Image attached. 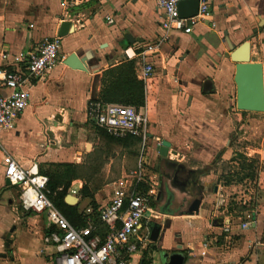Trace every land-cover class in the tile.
<instances>
[{
    "label": "crops",
    "instance_id": "crops-1",
    "mask_svg": "<svg viewBox=\"0 0 264 264\" xmlns=\"http://www.w3.org/2000/svg\"><path fill=\"white\" fill-rule=\"evenodd\" d=\"M210 6L208 21L198 23L188 34L171 33L160 45L150 57L154 74L145 83L139 75L142 58H128L125 50L132 55L137 44L154 42L163 34L152 0H0V51L28 49L59 36L63 21H69L61 36V54L65 59L74 52L84 63V69L57 64L35 81L29 89L27 106L2 131L0 224L9 222L5 212L8 208L2 205L4 198L8 207L11 203L10 195L2 192L12 186L5 184L6 161L14 160L23 167L33 162L85 163L98 141L96 132L85 125L86 103L91 96L99 95L109 69L132 60L134 77L143 83L144 105L140 109L150 136L145 149L148 164V156L155 164L172 156L159 155L155 144L158 138L169 142L168 153L174 155L191 146L197 161L193 168L206 167L196 173L190 187L186 181L179 194L172 196L177 203L170 211L157 205L155 196L152 207L157 215L148 222L159 223V239L151 243L142 263L153 264L152 255L161 250L183 252L184 264H264V111L234 113V63L224 35L226 31L232 38L234 33L241 39L239 44L250 37L251 60L262 63L264 77V26H257L264 18V0H210ZM4 91L0 88V92ZM244 112L247 116L258 113L259 117L256 123L254 118L248 120L256 125L242 132L247 141L243 154L248 159L255 158L257 168L253 187L244 177L241 190L234 182L224 181L232 169L223 162H234L230 161L234 154L233 116ZM150 168L158 188L162 174L165 189L170 175L154 169L152 164ZM82 185L83 181L76 179L70 188L79 191ZM170 192L165 189L163 203ZM109 195L110 187L104 200L99 192L94 199L103 203ZM196 198L197 211L189 214V206ZM77 199L75 205L80 202V197ZM233 201L238 206L233 207ZM242 222L249 225L240 229ZM227 224L229 231L224 230ZM9 227H13L12 233L17 225ZM5 257L0 256V264H12Z\"/></svg>",
    "mask_w": 264,
    "mask_h": 264
},
{
    "label": "built area",
    "instance_id": "built-area-1",
    "mask_svg": "<svg viewBox=\"0 0 264 264\" xmlns=\"http://www.w3.org/2000/svg\"><path fill=\"white\" fill-rule=\"evenodd\" d=\"M68 1V0H66ZM182 0H152L159 12V25L163 34L156 41L141 42L134 47L128 58L140 56L142 65L140 78L146 83L154 74L150 57L171 33H190L200 22L211 17L210 0H198L197 13L190 17L179 16L177 4ZM112 23L111 18H107ZM61 37L54 36L28 49L0 51V135L21 115L29 102V89L33 83L57 64H62ZM86 121L103 129L113 137H135L141 143V154L137 166L129 174L113 182L109 198L96 207L81 209L83 224L72 223L47 196V177L39 172L33 162L23 167L14 160L4 165V178L17 188L19 206L46 218L50 229L45 242L55 245L53 264H140L142 256L149 252L152 241L146 226L157 212L152 202L158 184L151 176L145 149L150 136L147 120L133 105L101 102L88 99L85 108ZM156 146L161 141L155 139ZM168 156L173 155L171 152ZM69 191L76 194L75 188ZM249 222H242L244 229ZM229 231L228 224L224 227ZM151 264V263H148Z\"/></svg>",
    "mask_w": 264,
    "mask_h": 264
},
{
    "label": "rangeland",
    "instance_id": "rangeland-1",
    "mask_svg": "<svg viewBox=\"0 0 264 264\" xmlns=\"http://www.w3.org/2000/svg\"><path fill=\"white\" fill-rule=\"evenodd\" d=\"M221 36V39L224 41V35L221 34ZM231 37L232 38L229 37L231 43L237 46L241 39L238 40L234 36V33H232ZM226 49L229 50L228 47ZM233 98L234 113H236L237 109L235 107V96ZM136 109L144 114L140 107H136ZM258 117V113L247 116V112H244L241 115L235 114L233 116L232 124L234 131L233 136L231 137V142L234 154L231 156L232 158L230 161L232 160L234 162L229 163V160L224 161L223 166H227L232 169V172L228 173L230 175L225 176L224 181L227 184H230L231 181L234 182V185L238 186L236 189L242 190L244 177L248 178L252 187L254 185L257 161L255 158L248 159L243 154L245 152L244 146L247 141L243 138L242 132L246 128H251L256 125H252L248 120L254 118V122L256 123ZM108 147L109 149L107 148L106 142L102 140L99 141V138L98 141L96 139V146L92 151V153H96V155L88 157L86 159V163L90 159L94 160L93 162L98 166L99 170L97 169V171L92 175L87 174L84 179V181H86L87 192H92L94 194L99 192L103 200L108 195V189L111 187L110 185L124 175L129 174V172L135 168L137 158L141 151L140 145L131 139H126L118 143H112L111 145L108 144ZM148 160L151 162L150 164L154 166V169H160L164 173L170 175L168 187L169 190L175 192L176 194H179L183 183L188 181L190 183V187V185H192V181L196 178V173L206 169V167L200 166H198L199 168L196 170L193 168L197 165V161L192 156L191 146H189V148H184L183 151L180 150L178 155L173 154L170 159L166 157L164 159H159L160 164H155L153 158L150 156H148ZM161 175L159 179H163V183L165 179L161 177ZM95 179L97 180L94 181ZM171 181H173V183H171ZM158 183H160V180ZM2 192L6 195H10L11 203L8 207L6 198H4L2 202L4 208H8L5 212H8L9 222L0 224L2 226V230H0V253H4L8 258L7 261L10 260L12 264H53V257L56 254V250L54 244L45 242V237L48 234V223L46 218L42 215L26 212L19 206L16 187L11 186L8 189L3 188ZM67 193L80 197V202L77 204L79 210L83 209L90 200L89 195L82 194L80 191H77L76 194H73L70 191ZM155 203H158L157 205H162L163 200L161 202L156 201ZM233 203V207L236 205L238 206L236 202L233 201ZM69 207L71 206L69 205ZM60 210L67 217H72L70 208H61ZM10 225H14L15 227L17 225V228H15V230L11 233L12 237L9 236L11 242H6V233L9 231ZM151 259L153 264H161L158 251L152 255Z\"/></svg>",
    "mask_w": 264,
    "mask_h": 264
},
{
    "label": "trees",
    "instance_id": "trees-1",
    "mask_svg": "<svg viewBox=\"0 0 264 264\" xmlns=\"http://www.w3.org/2000/svg\"><path fill=\"white\" fill-rule=\"evenodd\" d=\"M133 66L134 62L132 60H128L114 68L109 69L105 73V76H103V87L101 88L99 95H97L96 97L91 96V99L104 103L114 102L133 105L136 107L143 106V83L142 81L134 77ZM85 125L89 130H94L96 132L99 141L102 140L106 142L108 149V144L111 145L112 143H118L126 139H131L134 141L136 140L135 142H138V138L136 139L135 137H113L107 132H105L103 129L95 126L93 123L88 121H86ZM95 155L96 153H93L91 156ZM93 161L94 160L90 159L87 163L85 162L82 164L68 162H46L38 165L39 172L44 174L48 180V198L53 203V205L59 210L61 208H70L72 212V217H67L65 214L64 215L74 224H83V221L81 219V209H78V205L69 207V205L64 202V197L69 191L71 182L73 180L79 179L83 181V185L79 189V191L82 194L89 195L90 198L86 206H91L92 208L96 207L94 193L87 192L86 181H84L87 174L92 175L98 169V166L95 165ZM96 180L97 179H95L94 181ZM48 232L49 231H47V233Z\"/></svg>",
    "mask_w": 264,
    "mask_h": 264
},
{
    "label": "water",
    "instance_id": "water-1",
    "mask_svg": "<svg viewBox=\"0 0 264 264\" xmlns=\"http://www.w3.org/2000/svg\"><path fill=\"white\" fill-rule=\"evenodd\" d=\"M198 0H182L177 4L179 16L182 18L193 16L197 13ZM69 26V21H63L59 36H63ZM258 27L264 26V18H260L257 24ZM254 29L253 32H256ZM225 41L230 50L229 58L234 63L233 81L235 84V107L239 111L248 112H263L264 111V77L263 65L261 62L252 61L250 57V37H246L239 45L231 43L227 32H224ZM63 64L76 69H84V63L74 52L70 53L64 60ZM170 144L166 140L161 141L158 147L159 155L165 157L168 153ZM175 153V152H174ZM5 184L10 185L8 179H5ZM78 199L76 196L67 193L64 197V202L68 205H75ZM199 198L194 199L188 209V213L192 214L197 211ZM13 227L6 234V241L10 242L9 238ZM150 240L156 242L159 239L160 225L157 222L150 224ZM161 264H184L186 255L180 251L168 253L166 251H158ZM0 256L5 254L0 253ZM140 264H143L142 261Z\"/></svg>",
    "mask_w": 264,
    "mask_h": 264
},
{
    "label": "flooded vegetation",
    "instance_id": "flooded-vegetation-1",
    "mask_svg": "<svg viewBox=\"0 0 264 264\" xmlns=\"http://www.w3.org/2000/svg\"><path fill=\"white\" fill-rule=\"evenodd\" d=\"M164 183H162V180H160V183H159V190L157 191L158 193H157V201H162V199H163V197H164V194H165V189L167 190H169V187H168V185H166L165 186V189H163V187H164ZM170 191V190H169ZM168 194V196H169V198H167L165 201H164V203L162 204V207L161 208H163L165 211H170V209H171V207L172 206H175L176 205V198H175V201L174 200H171V198H172V196H174L175 195V197H176V193L175 192H170V194L169 193H167ZM154 222H156V221H151V222H148L147 224H146V226L149 228V226H150V224H154ZM158 223V222H157Z\"/></svg>",
    "mask_w": 264,
    "mask_h": 264
}]
</instances>
